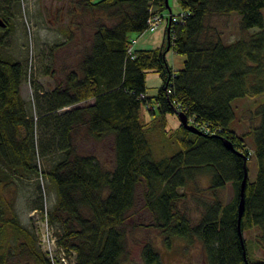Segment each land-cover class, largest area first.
Instances as JSON below:
<instances>
[{
    "label": "trees",
    "instance_id": "16d2710c",
    "mask_svg": "<svg viewBox=\"0 0 264 264\" xmlns=\"http://www.w3.org/2000/svg\"><path fill=\"white\" fill-rule=\"evenodd\" d=\"M20 1L0 0V18L6 23L0 27V264H52L7 195L18 178L40 176L55 186L57 201L45 214L57 243L75 253L76 264L131 261L128 216L140 189L152 226L168 245L173 238L198 240L206 264H246L245 254L249 264L264 263L251 259L244 238V232L256 229L257 242L264 245V105L252 130L238 134L230 128L232 102L264 92V0H178L187 16L172 23L170 49L166 32L160 47L134 46L132 52L131 34L144 33L151 13L167 11L166 1L84 0L83 10L90 11L94 25L88 42L52 89L34 86V113L21 91L27 63L2 52L15 30ZM230 14L240 16L242 36L226 43L214 19ZM254 28L260 30L249 33ZM170 50L185 56L182 68L173 70L166 58ZM149 72L162 79L154 96L147 94ZM142 108L153 116L150 121ZM177 111L201 134L180 122L170 138L180 148L173 146L171 155L156 159L148 133ZM81 130L109 141L110 161L78 151ZM251 135L258 172L245 187L244 249L238 204L251 156L245 138ZM224 138L236 151L225 146ZM38 155L52 161L42 168ZM204 177L210 180L207 186L200 185ZM228 183L234 196L224 203L219 192ZM38 191L33 208L43 211L40 186ZM189 193L201 209L195 218L179 207ZM141 255L143 264H162L152 241L143 245Z\"/></svg>",
    "mask_w": 264,
    "mask_h": 264
},
{
    "label": "rangeland",
    "instance_id": "374dc122",
    "mask_svg": "<svg viewBox=\"0 0 264 264\" xmlns=\"http://www.w3.org/2000/svg\"><path fill=\"white\" fill-rule=\"evenodd\" d=\"M83 3L84 0L20 1V9L15 16V30L11 34L10 44L3 47L2 52L6 57L27 63L28 76L23 82L21 91L33 113L34 86H40L43 90L52 89L64 79L65 71L75 66L81 56L83 47L88 42L94 25L90 11L85 12L83 10ZM169 5L171 11L164 12L168 20L171 19L173 14H178L181 10L178 0H169ZM262 12L264 14V9H262ZM239 18L238 14H230L214 19V22L222 31L226 43L237 40L242 36L239 29ZM168 28L170 34L169 22L166 27L165 24H162L153 32L147 31L143 35L131 34V38L137 40L134 45L135 48L160 47L163 44L164 30L166 33ZM258 30L260 29L254 28L249 33ZM166 58L173 70L182 68L184 65L185 56L177 54L173 50L167 52ZM47 69L50 73L46 72ZM146 86L148 96L157 94L162 86L160 75L156 72H149L146 76ZM263 105L264 92L235 99L232 102L235 118L230 128L238 134H244L252 130L260 123L258 109ZM142 113L146 121L153 118L145 108H142ZM179 124L180 120L177 114L170 113L167 115L165 123L160 126L157 125L155 131L148 133L156 159L171 155L172 150L175 149L173 146L179 147L178 144L172 143L173 139L170 140L172 133L179 127ZM245 142L251 155L247 163L248 176L250 180L254 181L258 172V162L253 151L254 136H247ZM76 145L78 151L82 154H94L105 161H110L112 158L109 141H97L88 136L84 130L79 132ZM56 158H58L57 154L51 156V159ZM37 160L42 168L52 161H46L41 155L37 156ZM209 183L210 180L207 177L202 178L200 181L202 186H207ZM39 186L42 189L41 197L45 208L43 211L33 208L37 194H39ZM192 187L189 190L191 192L194 191ZM194 193L196 192L194 191ZM201 194L207 196L208 192L203 191ZM219 194L224 203L231 201L234 196L231 183H228ZM7 195L14 204L20 222L37 236V244L40 245L41 243L40 248L44 249L41 241L42 235V239L45 238V246L56 257H60L62 251L54 239L56 238L55 228L52 227L53 230H51L45 221V213L49 214L48 212L53 209L57 201L56 189L51 180L46 177L41 178V176L33 179L18 178ZM179 207L184 211H188L194 218L199 216L201 210L191 193L185 201H180ZM128 230L129 248L132 255L131 261L125 264H143L142 247L148 241H152L158 248L162 264H206L200 241L195 240L193 243H188L180 238H173L170 245H168L160 229L152 226L151 214L144 206L141 189L137 204L128 216ZM48 238L53 239L55 243L49 241ZM244 238L248 242L251 259L264 262V245L257 242L258 230L252 229L244 232ZM60 261L61 263L56 261V264H74L73 258L68 254L66 258L61 257ZM25 263L23 261V264ZM27 264L36 263L29 261Z\"/></svg>",
    "mask_w": 264,
    "mask_h": 264
},
{
    "label": "built area",
    "instance_id": "2783aa9c",
    "mask_svg": "<svg viewBox=\"0 0 264 264\" xmlns=\"http://www.w3.org/2000/svg\"><path fill=\"white\" fill-rule=\"evenodd\" d=\"M187 16V13H185L184 11H181L180 13L178 14H173L171 16V20H170V27L172 26V23H179V22H183L184 21V18ZM162 24H165V27L167 26L168 24V18L166 17V14L165 13H160V12H156V13H151V17L148 21V28L145 32L149 31V32H153L155 30H157ZM171 30V29H170ZM144 32V33H145ZM144 33L140 34V35H143ZM137 40L136 39H132V45L130 46L129 48V52H132L133 51V48H134V45L136 44ZM190 122V120H189ZM46 224L47 226L52 230L49 222H48V219H47V215H46ZM53 232V231H52ZM55 237V236H54ZM40 239V237H39ZM49 239V238H48ZM55 241L56 238H54ZM52 241L53 243H55V241L53 239H49V241ZM40 241V240H39ZM41 241H42V245L44 247V249L42 248V250L48 255V257L50 258L52 264H56V261H60V258L61 257H65L66 258V255L68 254L64 248L60 247L59 244L57 243V245L60 247V250L62 251V255L60 257H56L54 255V253H51V250L48 249L46 246H45V238L42 239V235H41ZM40 246H41V243H40ZM69 256H71L74 260V264H76V259H75V253L74 254H68Z\"/></svg>",
    "mask_w": 264,
    "mask_h": 264
},
{
    "label": "water",
    "instance_id": "95a60500",
    "mask_svg": "<svg viewBox=\"0 0 264 264\" xmlns=\"http://www.w3.org/2000/svg\"><path fill=\"white\" fill-rule=\"evenodd\" d=\"M166 3H167V10L171 11V8H170V5H169V0H165ZM170 20H168L169 22V26H170ZM6 26V23L5 21L0 18V27H5ZM167 39H168V47H167V50L170 49V36H169V28L167 30ZM180 122L182 123V125L184 126L185 129L193 132V133H196V134H201V131L199 129H197L194 125L192 124H189V120H188V116L184 113V112H181V111H177L176 112ZM224 144L225 146L230 149V150H233V151H236L233 143L229 140V139H226L224 138ZM248 168L246 167L245 169V176H244V179L242 181V184H241V188H240V201H239V204H238V213H239V217H238V229H239V234L241 236V239H242V244H243V247L245 249V244H244V239H243V234L241 233V220H242V216L244 214V211H245V187H246V183H247V179H248ZM245 261H246V264H249V261H248V258H247V254H245ZM260 264H264V263H260Z\"/></svg>",
    "mask_w": 264,
    "mask_h": 264
},
{
    "label": "crops",
    "instance_id": "0c3cea01",
    "mask_svg": "<svg viewBox=\"0 0 264 264\" xmlns=\"http://www.w3.org/2000/svg\"><path fill=\"white\" fill-rule=\"evenodd\" d=\"M164 36H165V30H164ZM163 42H164V37H163ZM157 48V47H156ZM140 49H142V48H140ZM180 69V68H179ZM177 70V69H176Z\"/></svg>",
    "mask_w": 264,
    "mask_h": 264
}]
</instances>
